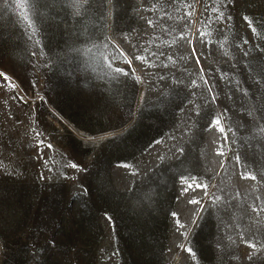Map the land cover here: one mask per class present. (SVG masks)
<instances>
[{"label": "rangeland", "instance_id": "1", "mask_svg": "<svg viewBox=\"0 0 264 264\" xmlns=\"http://www.w3.org/2000/svg\"><path fill=\"white\" fill-rule=\"evenodd\" d=\"M74 2L0 0V264H264V0Z\"/></svg>", "mask_w": 264, "mask_h": 264}, {"label": "snow or ice", "instance_id": "2", "mask_svg": "<svg viewBox=\"0 0 264 264\" xmlns=\"http://www.w3.org/2000/svg\"><path fill=\"white\" fill-rule=\"evenodd\" d=\"M6 2H7V0H6ZM88 2V0H75V2L73 3V7L75 8V11H76V14L77 15H79V10H80V8H82L83 6H84V4H86ZM12 4L13 5H15L16 7H18V8H24V3H23V0H12ZM219 10H218V8H215V7H213V8H211V12H218ZM20 15L25 19V20H27L28 19V16H27V14H26V12H21L20 13ZM186 15H192V13H186ZM217 19H222L223 18V13L222 12H219V15L216 17ZM209 20H211V17H209ZM151 23V22H150ZM254 31H255V29H253ZM201 35H203V33L201 34ZM181 38L183 39L184 38V34L182 33L181 34ZM173 43H175V41H173ZM120 55L121 56H123L124 54L121 52L120 53ZM193 55H195V49L193 48ZM137 59H143L142 57H137ZM172 58L171 57H169V60H171ZM196 62L197 63H199V58L197 57V60H196ZM130 63V62H129ZM166 66V65H165ZM119 71V70H118ZM0 75H2V74H0ZM7 79V78H6ZM200 79L201 80H204V82H205V84H207V80L204 78V76H203V70L201 69V75H200ZM9 84H10V86H13L14 87V85H12L11 84V81H9ZM192 85H196V81L195 80H193L192 81ZM209 92L211 93V88L209 87ZM213 99H215V97L213 96ZM218 125H220V118L219 117H214L213 118V121H212V123L210 124V127H216V126H218ZM221 132H223L224 131V129H223V127H220V129H219ZM37 135H39V133H37ZM41 144L43 143L42 141L40 142ZM48 147H51V145H48ZM217 155H220V156H223L224 155V153H223V151L221 150V151H218L217 152ZM236 161H237V163H239V157L237 156L236 157ZM71 167H73V168H75V167H78L76 164H72L71 165ZM242 178H244V179H252V180H256V176L254 175V174H252V173H250V172H242ZM181 181H182V183L184 184V188H183V191H188L189 189H191L192 187H193V184L192 183H189L188 182V180L186 179V178H184V177H181ZM195 186L197 187V188H203L204 190H205V194H207V185H201V184H198V183H196L195 184ZM217 199H219V197H217ZM190 203H199L198 201H195V200H192V201H190ZM253 210L254 211H257V214H259V212H264V205H261V206H254L253 207ZM176 214L175 213H173V216H175ZM177 224H178V227H180L181 225L179 224V221H177ZM249 247H252V248H255L256 247V244H254V243H249ZM190 251V250H189Z\"/></svg>", "mask_w": 264, "mask_h": 264}]
</instances>
